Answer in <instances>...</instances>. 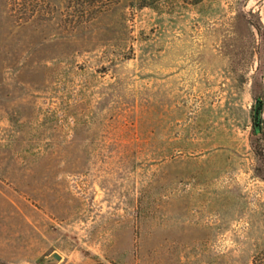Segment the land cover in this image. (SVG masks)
<instances>
[{"label": "rangeland", "instance_id": "1", "mask_svg": "<svg viewBox=\"0 0 264 264\" xmlns=\"http://www.w3.org/2000/svg\"><path fill=\"white\" fill-rule=\"evenodd\" d=\"M151 4L0 0V264H264V0Z\"/></svg>", "mask_w": 264, "mask_h": 264}, {"label": "trees", "instance_id": "2", "mask_svg": "<svg viewBox=\"0 0 264 264\" xmlns=\"http://www.w3.org/2000/svg\"><path fill=\"white\" fill-rule=\"evenodd\" d=\"M136 1L138 3L139 7H146V6L155 5V4H151V3H156V1H158V0H150V1L149 0H136ZM182 1H184V2L191 1V3H193V4H199V3L203 2L204 0H182ZM252 15H254V14H252ZM257 18H258L257 22H251V27L255 28V30L257 31V34L259 35V37L261 38V40L264 44V24H263L260 17H257ZM258 55H259L260 60L263 59L262 60V66H261V68L263 69L264 68V50H260L258 52ZM260 77L264 83V74H262ZM261 104H262V102H261ZM254 135H255V137H258L254 143V146H253L254 154L258 160V167L256 170H257L259 177L264 180V131H263V128L261 127V125L259 128H257L255 126Z\"/></svg>", "mask_w": 264, "mask_h": 264}, {"label": "water", "instance_id": "3", "mask_svg": "<svg viewBox=\"0 0 264 264\" xmlns=\"http://www.w3.org/2000/svg\"><path fill=\"white\" fill-rule=\"evenodd\" d=\"M261 107H262V104L260 101H257V105H256V109H255V126L257 128L260 127L261 125V120H260V116H261ZM56 258H60L59 256H56Z\"/></svg>", "mask_w": 264, "mask_h": 264}]
</instances>
